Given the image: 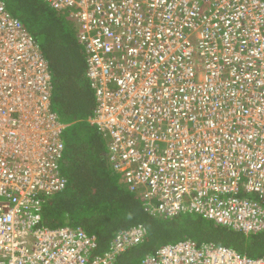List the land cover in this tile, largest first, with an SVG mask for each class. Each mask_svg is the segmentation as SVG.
Instances as JSON below:
<instances>
[{"label": "built area", "instance_id": "built-area-1", "mask_svg": "<svg viewBox=\"0 0 264 264\" xmlns=\"http://www.w3.org/2000/svg\"><path fill=\"white\" fill-rule=\"evenodd\" d=\"M68 12L85 52L106 157L151 214L192 212L244 234L264 231V0H42ZM34 36L0 0V264H113L146 228L93 254L80 227H45L62 190L66 124ZM138 264H264L186 238Z\"/></svg>", "mask_w": 264, "mask_h": 264}, {"label": "trees", "instance_id": "trees-1", "mask_svg": "<svg viewBox=\"0 0 264 264\" xmlns=\"http://www.w3.org/2000/svg\"><path fill=\"white\" fill-rule=\"evenodd\" d=\"M3 1L47 59L53 83L51 109L66 124L59 159L65 187L41 203L43 226L82 228L95 236L93 254L100 255L110 249L117 232L144 225V240L115 256L113 264H138L163 244L186 238L229 246L250 257L264 255V231L244 234L192 212L163 218L146 211L137 194L112 169L105 140L88 121L94 94L85 74V52L69 13L56 11L42 0Z\"/></svg>", "mask_w": 264, "mask_h": 264}, {"label": "rangeland", "instance_id": "rangeland-1", "mask_svg": "<svg viewBox=\"0 0 264 264\" xmlns=\"http://www.w3.org/2000/svg\"><path fill=\"white\" fill-rule=\"evenodd\" d=\"M67 17H69V16H67Z\"/></svg>", "mask_w": 264, "mask_h": 264}]
</instances>
